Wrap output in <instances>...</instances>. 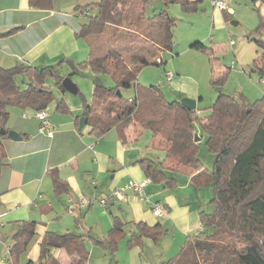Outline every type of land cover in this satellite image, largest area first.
<instances>
[{
  "label": "trees",
  "instance_id": "1",
  "mask_svg": "<svg viewBox=\"0 0 264 264\" xmlns=\"http://www.w3.org/2000/svg\"><path fill=\"white\" fill-rule=\"evenodd\" d=\"M151 1L76 0L73 11L85 19L77 25L75 36L86 41L88 52L86 58L64 76L70 77L89 68L94 75H108L113 80L112 85H94L90 101H82L81 115L86 117L91 133L99 136L115 129L122 143L129 138L137 140L148 129L151 136L146 146L163 152L161 158L144 156L137 160L151 181L175 184L178 174L194 175V178L207 174L211 180V202L215 209L210 228L188 235L178 252L159 264H264V95L250 101L244 96L237 99L219 92L209 112L199 116L195 108L188 109L179 100H166L159 86L138 83L137 73L144 66L165 63L162 52L170 50L173 42V17L166 7L155 9ZM160 1L165 6L178 3L184 12H191L197 10L203 0ZM90 10L94 12L91 14ZM263 25L260 22L255 27L260 50H256L252 70L259 79L264 77ZM191 47L205 50L215 66L224 68L215 62L218 58L210 46L195 41ZM61 63L63 60L57 65ZM223 68L222 72L217 71L221 72L219 76L212 75L213 85L220 83L228 72V68ZM20 73L28 77L23 87L15 81ZM64 76L56 65L33 67L16 63L0 67V128H5L9 106L31 108L35 112L45 110L54 95L43 84V79H53L59 89L65 91L61 84ZM131 86L134 94L124 96L122 90ZM57 107L67 108L61 100ZM196 125L204 131L206 144L213 153L211 169L197 157ZM5 139L6 135L0 133V171L8 165ZM186 153H190V157H186ZM122 224L113 216L105 238L94 237L90 232L47 230L39 241V261L26 264H61L49 253L52 247L63 249L71 258L70 264H86L89 252L86 239L114 254L125 231ZM34 225L33 221L23 223L15 231L12 244L15 252L26 247L35 234ZM135 226L137 231L130 234L129 246L143 236L157 243L165 233L159 222L152 226L137 222ZM19 241L21 245L17 249Z\"/></svg>",
  "mask_w": 264,
  "mask_h": 264
},
{
  "label": "crops",
  "instance_id": "2",
  "mask_svg": "<svg viewBox=\"0 0 264 264\" xmlns=\"http://www.w3.org/2000/svg\"><path fill=\"white\" fill-rule=\"evenodd\" d=\"M75 3L76 0H0V67L16 63L33 67L56 65L64 75V59L73 56L81 46L75 36L79 22L69 19L70 16H77L73 11ZM255 3L264 14V0H256ZM232 11V8L230 11H213L217 23L222 25V18L229 17ZM10 29H13L12 32L7 33ZM60 60L63 63L57 65ZM43 84L51 89L54 95L52 101L55 100L50 118L46 112L53 125V135L47 136L38 131L39 120L33 109L18 107L14 109L8 129L18 131L21 138L13 140L6 136L4 140L5 162L8 165L0 171V213H3L2 217L5 216V222L13 221L15 228L4 235L5 239L0 237V251L5 250L6 244L15 243V231L23 223L31 221L35 223L37 238L24 254V264L39 261V241L47 230L57 233L74 231L78 234L90 232L94 237L105 238L106 235L92 231V224L88 229L87 222L82 221V213L86 212L84 208H87V213L93 212L97 208L93 204L95 197L108 194L129 179L147 178L154 185L146 184L144 192L140 193L126 190L124 199L110 200L106 207L109 214L117 216L123 224L128 221L133 226L126 228L114 254H98L99 258L95 256V261V251H98L94 247L96 243L86 239L89 251L86 264H159L174 256L188 235L210 228L215 205L211 202L213 187L207 174L196 178L194 175L178 174L176 183L171 185L151 181L137 162L149 154L144 149H137L136 140L129 138L122 143L116 135L110 139L113 151L96 147L107 142L102 141L104 137L94 140L86 124L82 128L87 132L78 129L76 118L82 114V104L79 109L69 106L65 91H61L49 77L43 79ZM91 85L90 96L85 99L87 102L91 98L93 81ZM60 100L66 109L57 107ZM61 112L67 115H61ZM146 194L150 201L163 205L161 215L153 214V206L146 200ZM81 196L87 197L86 204L79 202ZM116 204L117 209L112 213L111 206ZM137 222L148 226L157 222L161 224L165 233L157 245L147 236L128 245L125 241L128 235L125 234L136 232ZM111 224L108 222L107 225ZM74 225L79 227L78 231L72 229ZM18 243L17 249L21 245L20 241ZM19 252L13 250L12 255L4 261L7 264L18 263L21 257ZM49 253L61 264H70L71 258L63 249L52 247Z\"/></svg>",
  "mask_w": 264,
  "mask_h": 264
},
{
  "label": "rangeland",
  "instance_id": "3",
  "mask_svg": "<svg viewBox=\"0 0 264 264\" xmlns=\"http://www.w3.org/2000/svg\"><path fill=\"white\" fill-rule=\"evenodd\" d=\"M227 1V6L232 8L233 11L229 17L222 18L223 24L219 25L213 11H219L221 9L212 7V5L208 3V0H203L199 8L191 12H184L178 3H171L165 6L160 0H152L151 3H153L152 5H154L155 9L166 7L167 12L173 17V42L170 50L162 52L165 63L144 66L137 73V82L145 86H159L163 96L168 101L179 100L182 97L196 99L195 111L199 116L206 115L209 112L210 105L219 92L230 94L237 99H239V96H244L250 101H254L264 95V82L259 79L257 72L252 70L256 50H260V44L256 41L258 34L255 31V27L260 22L264 23V17H261L264 16V14L260 6L252 0ZM93 12V10H90L91 14ZM83 18L80 15H74L70 16L69 19H71V21L77 20V22H80ZM262 34L264 35V25ZM77 40L81 46L74 52L73 56L66 58L72 60L74 66L80 60H84L88 52L86 41L81 37H77ZM230 40L233 41V44L230 43ZM195 41L202 42L205 46H211L214 54L218 58L215 62L224 66V68H218V65L215 66L214 61H210L209 55L205 50L191 47V43ZM66 59H64L62 67L65 72L68 73L74 66L69 67L68 64L66 65ZM222 68H228V72L220 83L213 85L211 83L212 75L219 76L222 72ZM167 70L172 71L174 74L170 80L165 77V71ZM80 72H84V74L80 75L81 73H74L70 76L72 81L77 85L78 92L71 93L66 90L64 92L65 97L70 101L66 102L69 106L73 105L75 109H79L82 101L91 93V81L94 80V77L100 76L102 83L105 85L113 84V80L108 75H94L89 68H84L80 70ZM15 81L20 87H23L24 83L28 82V77L20 73L15 76ZM122 93L126 97L132 96L134 94V88L131 86L123 89ZM54 103L55 100L49 103L45 108V113H48V118H50L49 113H51L55 107ZM7 109L9 117H7L4 126L8 129L14 111L19 108L17 106H9ZM60 114L64 116L67 115L65 112H61ZM81 131L83 133L87 132L85 128H81ZM195 134L199 136V140L197 141V157L202 160L206 168L211 169L214 156L206 144V135L197 125L195 126ZM116 135L115 129L108 130L99 136L93 134L94 140L104 137L102 141L107 142V144L98 145L96 147L109 148L113 151L114 146L111 145L110 139L112 136L116 137ZM150 136L151 132L145 129L135 142L138 146L137 149H144L146 153L153 158L155 156L161 157L163 155L162 151L146 146ZM180 156L182 159L190 157V153H186V157ZM108 177L106 180H108ZM147 184H150V186L154 185L152 182H148ZM101 196L102 195H99L93 199V204L97 207L96 210L87 213V208H84L86 212L83 211L82 213V218H84L82 221L87 222L86 226L88 229L91 228L90 226L92 224V231L96 234L107 236L106 232L110 226L107 224L108 222L111 224L113 221V214L111 216L108 209L99 203ZM84 204H86V202ZM83 207H87V205ZM116 209L117 204L111 206L112 213H114ZM2 220L5 222V216L2 217ZM132 226L133 224L127 221L123 224V229L125 228L124 230L126 231V228H131ZM13 228H15V223L13 221L5 222L3 226H0V237L5 239L4 235ZM72 229L78 231L79 227L74 225ZM125 235H128L125 237V241L127 242L130 233H126ZM36 238L37 236L35 234L29 239L25 249L19 252V254H21L19 262H15V264H24V254L35 244ZM94 245L98 250L95 251L94 261L96 257L99 258L98 254L101 256H108L110 254L109 250H104L105 248L103 246L101 247L99 244ZM154 245H157V243H154ZM104 251L106 253L105 255H103ZM5 254L6 250L2 249L0 251V257ZM0 264H7V262L3 260L2 262L0 261Z\"/></svg>",
  "mask_w": 264,
  "mask_h": 264
},
{
  "label": "built area",
  "instance_id": "4",
  "mask_svg": "<svg viewBox=\"0 0 264 264\" xmlns=\"http://www.w3.org/2000/svg\"><path fill=\"white\" fill-rule=\"evenodd\" d=\"M209 2L212 5V7L219 8V9H226L230 11V8L227 6L226 0H209ZM230 43L232 44L233 41L230 40ZM156 61H160V58H156ZM172 76H173L172 71L170 70L165 71L166 79L170 80ZM261 81L264 82V77L261 78ZM35 116L39 120L38 131L47 136H52L53 135V125L46 117L45 110L36 111ZM147 183H148L147 178H144L141 180L129 179L123 186L116 187L112 189L108 194L102 195L99 199V203L107 207L111 199H124L126 190H131L136 193L144 192V188ZM145 198L151 204V206H153V209H152L153 214L161 215L163 205L161 203L150 201L148 194L145 195ZM79 202L84 203L86 202V199L83 196H81ZM2 216H3V213H0V226L4 224V221L2 220ZM5 250H6V254L0 257V261L5 260L7 257H10L12 255V252H13L12 245L6 244Z\"/></svg>",
  "mask_w": 264,
  "mask_h": 264
},
{
  "label": "water",
  "instance_id": "5",
  "mask_svg": "<svg viewBox=\"0 0 264 264\" xmlns=\"http://www.w3.org/2000/svg\"><path fill=\"white\" fill-rule=\"evenodd\" d=\"M65 63L68 64L69 67L74 66L73 61L70 59H66ZM61 84L66 91H69L71 93L77 92V86L69 76H64L61 81ZM93 84L95 86L102 85V80L100 76L94 77ZM179 102L188 109H194L196 105V99L189 97H182L181 99H179ZM85 124H86V117L84 115H81L78 120V129H81ZM0 133L5 134L8 138L13 140H18L21 138V134L14 129L0 128ZM198 140H199V136L195 134L194 141H198Z\"/></svg>",
  "mask_w": 264,
  "mask_h": 264
}]
</instances>
